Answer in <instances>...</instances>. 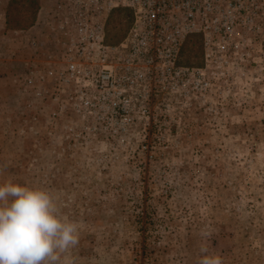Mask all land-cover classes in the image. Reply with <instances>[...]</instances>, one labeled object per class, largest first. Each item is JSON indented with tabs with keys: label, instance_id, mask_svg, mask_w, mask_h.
Wrapping results in <instances>:
<instances>
[{
	"label": "rangeland",
	"instance_id": "374dc122",
	"mask_svg": "<svg viewBox=\"0 0 264 264\" xmlns=\"http://www.w3.org/2000/svg\"><path fill=\"white\" fill-rule=\"evenodd\" d=\"M8 1L0 184L51 193L79 225L71 264H199L202 248L223 264H264V0H219L220 29L181 48L186 83L108 123L79 115L56 78L55 8L69 0H40L22 31L5 30Z\"/></svg>",
	"mask_w": 264,
	"mask_h": 264
},
{
	"label": "built area",
	"instance_id": "2783aa9c",
	"mask_svg": "<svg viewBox=\"0 0 264 264\" xmlns=\"http://www.w3.org/2000/svg\"><path fill=\"white\" fill-rule=\"evenodd\" d=\"M70 1L55 8L63 38L56 78L70 88L67 98L79 115L105 123L133 120L149 112L158 94L185 84L189 67L179 63L185 39L206 38L209 25L220 29L219 0ZM119 7L131 9L132 20L123 39L110 44L106 24ZM37 81L43 84L45 75Z\"/></svg>",
	"mask_w": 264,
	"mask_h": 264
},
{
	"label": "clouds",
	"instance_id": "9594fccd",
	"mask_svg": "<svg viewBox=\"0 0 264 264\" xmlns=\"http://www.w3.org/2000/svg\"><path fill=\"white\" fill-rule=\"evenodd\" d=\"M79 225L62 216L51 193L11 181L0 184V264H71ZM199 264H223L202 248Z\"/></svg>",
	"mask_w": 264,
	"mask_h": 264
},
{
	"label": "trees",
	"instance_id": "16d2710c",
	"mask_svg": "<svg viewBox=\"0 0 264 264\" xmlns=\"http://www.w3.org/2000/svg\"><path fill=\"white\" fill-rule=\"evenodd\" d=\"M40 0H9L5 13V30L22 31L33 25L36 13L40 7ZM132 20V13L127 8L114 10L107 22L106 40L110 44L120 42L125 36ZM198 38L197 35H190L186 40ZM187 51L184 47L181 55ZM180 55V56H181ZM183 60V59H182ZM184 61V60H183ZM180 64H188V61Z\"/></svg>",
	"mask_w": 264,
	"mask_h": 264
}]
</instances>
